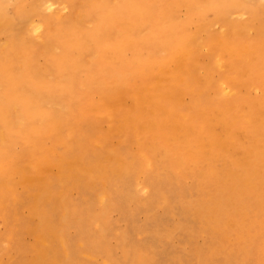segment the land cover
I'll list each match as a JSON object with an SVG mask.
<instances>
[{
	"label": "bare ground",
	"instance_id": "obj_1",
	"mask_svg": "<svg viewBox=\"0 0 264 264\" xmlns=\"http://www.w3.org/2000/svg\"><path fill=\"white\" fill-rule=\"evenodd\" d=\"M67 115L94 129L96 155ZM42 135L67 136L68 150ZM117 140L148 168L188 166L199 182L192 204L218 246L189 264L204 252L208 264H264V0H0V213L12 224L0 264H113L108 228L90 224L98 182L129 173L107 148ZM76 186L87 214L68 195Z\"/></svg>",
	"mask_w": 264,
	"mask_h": 264
},
{
	"label": "rangeland",
	"instance_id": "obj_2",
	"mask_svg": "<svg viewBox=\"0 0 264 264\" xmlns=\"http://www.w3.org/2000/svg\"><path fill=\"white\" fill-rule=\"evenodd\" d=\"M54 109L64 111L62 105ZM67 119L70 121V133H78L80 146L96 155V151L100 149L91 143L94 129L84 133L85 128H81L82 123L78 119L75 120L70 115H67ZM37 141H46L42 144L56 147L59 153H64L68 148L65 149L63 146L70 139L67 136L52 139L50 136L42 135ZM60 143L62 146L58 145ZM109 146L107 148L118 149L123 157L129 160V173L122 179L115 178V182H121L119 185L113 180L109 186H103V181L97 184L96 202L91 210L94 216L100 219L90 225L91 230L96 231L100 227H106L109 230V236L106 239L108 250H103V252H110L108 253L110 257L106 259L112 260L113 264H189L188 260L195 248L206 250L212 244H216L215 247L218 246V243L212 242L213 232L208 227L209 224L201 220L199 213L193 207L192 192L197 189L198 181H193L194 177L189 174L188 166L186 170H179L172 162H168L167 167L166 165L160 167L153 163L150 169L138 156L135 146L131 147L118 140L116 143H109ZM16 150L22 152L23 147L17 146ZM182 171H185L184 174L181 173ZM43 176L47 179L55 177V189H59L60 180L57 176L49 177L50 173ZM105 193L111 201V206L107 210L100 207L97 201L98 197ZM18 194L20 197L24 196L22 185L18 186ZM68 195L78 210H81L83 214L89 212L87 201L90 193L85 187H71ZM22 213H28L27 209L24 208ZM10 228L12 224H8L0 213L1 247L9 236ZM68 233L74 241L85 242L84 231L78 230L77 226L73 225ZM123 236L127 240L123 241ZM24 239L28 244H33L35 241L31 234ZM15 254L12 250L5 259L12 260ZM97 255L99 256L100 253ZM104 258L99 257L100 260ZM200 258L206 260L207 263H204L208 264L209 257L206 252L201 254ZM84 260L89 264H98L91 259ZM211 264L222 263L216 261Z\"/></svg>",
	"mask_w": 264,
	"mask_h": 264
}]
</instances>
